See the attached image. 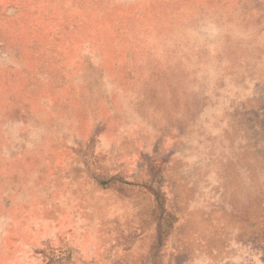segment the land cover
Listing matches in <instances>:
<instances>
[{
    "label": "rangeland",
    "instance_id": "rangeland-1",
    "mask_svg": "<svg viewBox=\"0 0 264 264\" xmlns=\"http://www.w3.org/2000/svg\"><path fill=\"white\" fill-rule=\"evenodd\" d=\"M0 264H264V0H0Z\"/></svg>",
    "mask_w": 264,
    "mask_h": 264
}]
</instances>
